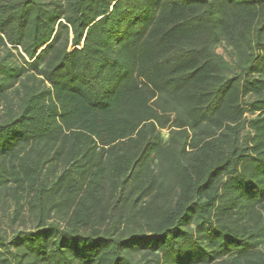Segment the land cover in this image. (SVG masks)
Listing matches in <instances>:
<instances>
[{"label":"trees","instance_id":"obj_1","mask_svg":"<svg viewBox=\"0 0 264 264\" xmlns=\"http://www.w3.org/2000/svg\"><path fill=\"white\" fill-rule=\"evenodd\" d=\"M0 264H264V0H0Z\"/></svg>","mask_w":264,"mask_h":264},{"label":"rangeland","instance_id":"obj_2","mask_svg":"<svg viewBox=\"0 0 264 264\" xmlns=\"http://www.w3.org/2000/svg\"><path fill=\"white\" fill-rule=\"evenodd\" d=\"M213 51L216 55L221 56L227 62L233 63V60H234L233 50L225 41H220L219 43L215 44L213 46ZM246 101H247V99H246ZM161 133H162V136L164 138H166L167 131L162 130ZM243 136H245V135L243 134Z\"/></svg>","mask_w":264,"mask_h":264}]
</instances>
